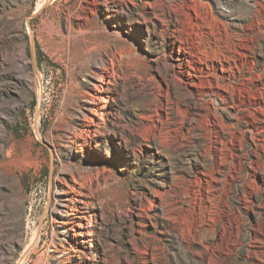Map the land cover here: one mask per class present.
I'll list each match as a JSON object with an SVG mask.
<instances>
[{"label":"rangeland","instance_id":"rangeland-1","mask_svg":"<svg viewBox=\"0 0 264 264\" xmlns=\"http://www.w3.org/2000/svg\"><path fill=\"white\" fill-rule=\"evenodd\" d=\"M128 1L0 0V264H71L50 210L57 176H71L86 194L90 264H264V0ZM197 16L204 29L191 37ZM209 45L207 58L223 60V101L203 92L208 74L197 72ZM104 55L115 71L105 121L91 133L95 149L66 147L75 129L89 134V79ZM181 55L190 59L186 77H197L194 99L212 105L233 133L222 155L242 147L241 163L225 161L220 183L210 185L196 237L191 213L168 207L192 183L201 199L196 162L214 137L203 112L191 120L209 137L196 131L192 140L179 93L163 87L164 63L180 72ZM202 166L212 176L210 152ZM161 174L170 190L152 207ZM215 229L222 237L212 253Z\"/></svg>","mask_w":264,"mask_h":264},{"label":"bare ground","instance_id":"bare-ground-1","mask_svg":"<svg viewBox=\"0 0 264 264\" xmlns=\"http://www.w3.org/2000/svg\"><path fill=\"white\" fill-rule=\"evenodd\" d=\"M80 1V0H79ZM88 1V0H85ZM96 1V0H94ZM106 1V0H105ZM108 1V0H107ZM114 1V0H113ZM123 1V0H122ZM128 1V0H127ZM173 1V0H172ZM129 2V1H128ZM188 2V1H187ZM86 3V2H85ZM88 3V2H87ZM90 3V2H89ZM125 3V2H124ZM80 4V3H79ZM92 4V2H91ZM174 4V3H173ZM180 4V3H179ZM178 4V5H179ZM185 4V3H184ZM87 5V4H86ZM176 5V4H175ZM177 5V6H178ZM183 5V4H182ZM181 5V6H182ZM188 5V3H187ZM186 6V5H185ZM191 6V5H190ZM99 7V6H98ZM180 7V6H179ZM92 8V7H91ZM181 8V7H180ZM83 9V8H82ZM86 9V8H85ZM88 10V9H87ZM92 10V9H91ZM95 10V9H94ZM191 10V9H190ZM189 10V11H190ZM179 11V10H178ZM184 11V10H183ZM187 11V10H186ZM198 11V9H197ZM196 11V12H197ZM202 11V10H201ZM203 14V12H201ZM87 12V11H86ZM91 12V11H90ZM89 12V13H90ZM148 12V11H147ZM85 13V12H84ZM197 14L196 15H200L201 14ZM91 14V13H90ZM192 13H190L191 15ZM183 15V14H182ZM188 15V16H190ZM193 15V14H192ZM83 16V15H82ZM185 16V15H184ZM203 17V16H202ZM80 18V17H79ZM191 18V17H190ZM201 18V17H200ZM84 19V18H83ZM189 20V19H188ZM193 20V19H192ZM191 21V20H189ZM203 21V19H202ZM193 22V21H192ZM189 23V22H188ZM188 25V24H187ZM202 23L201 20L199 19V16H197V18H195V21L193 22V26L191 29V33L192 36L191 37H197L200 35V32H202V30L204 29L202 27ZM205 25V24H204ZM205 27V26H204ZM190 28V27H189ZM203 28V29H202ZM188 31V32H189ZM187 32V33H188ZM204 33V31H203ZM202 33V34H203ZM191 35V34H190ZM189 35V37H190ZM204 35V34H203ZM201 36V35H200ZM206 36V35H205ZM204 36V37H205ZM210 36V34L208 35ZM222 36V34H221ZM203 37V36H202ZM223 37V36H222ZM221 37V38H222ZM171 38V37H170ZM210 38V37H209ZM214 38V37H213ZM191 39V38H190ZM196 39V38H195ZM202 39V38H201ZM223 39V38H222ZM221 39V40H222ZM212 40V39H211ZM214 40V39H213ZM197 42V41H196ZM216 42V40H215ZM172 43V42H171ZM205 43V42H204ZM176 44V43H175ZM209 44V43H208ZM214 44V43H213ZM181 45V44H180ZM182 46V45H181ZM205 46V45H204ZM210 46V45H209ZM208 46V47H209ZM207 47V46H206ZM203 48V47H202ZM244 48V47H243ZM204 49V48H203ZM216 49V48H215ZM175 50L176 47L173 46V52L175 54ZM214 49H212V45L206 50L205 49V60L202 63V65H198L196 67L197 68V72L203 76V74L205 73L208 76V79L206 80V82H202L203 84V92L204 93H210V94H214L216 96H220L222 98V101L224 99H226L228 97V93L227 91H225L222 88V85L220 86L218 83V78L216 75V73L219 71V69L221 70L222 68V63H219L217 61H215V58L213 56L214 59H210L207 58V56L209 57L210 53L213 51ZM217 50V49H216ZM216 50L214 52H216ZM245 50V48H244ZM117 51V50H116ZM114 51V52H116ZM182 51V50H181ZM185 51V50H184ZM202 49H201V53H202ZM228 51V50H226ZM17 52V51H16ZM21 52V51H20ZM188 52V51H187ZM238 52V51H237ZM241 52V51H240ZM244 52V51H243ZM11 53V52H9ZM121 53V52H120ZM119 51L117 54H119ZM178 53H180V50H178ZM12 57L15 60H18L19 57H21L22 55L18 53H11ZM217 54V53H216ZM242 54V53H241ZM109 55V54H108ZM108 55H104L102 57V64H95L94 66V73L93 76L89 79V83L92 86V90H91V96H92V104L93 106L90 105V107H88L87 109H85V113L84 115V119L83 121V125L82 127H87L89 130V134L85 137L84 136V128L80 129L79 127V132L77 134L76 133V129L74 130L75 132H70L69 136L67 138H70L69 141L66 143V147H70V146H87L89 151H94L95 147L93 148V142H96L95 135H91V133H96L98 132V130L101 128L102 122L105 121V111L106 108L109 105V96H104V94L107 92L108 88L110 86H112V82L110 81V74L114 73L115 71V67L113 66L112 68H110L109 62L111 61ZM116 56V54H114ZM225 55V54H224ZM11 56V55H10ZM183 56V55H181ZM204 56V55H203ZM212 56V55H211ZM117 57V56H116ZM173 57V56H171ZM202 57V56H201ZM218 57V56H217ZM23 58V57H22ZM21 58V59H22ZM121 58V57H120ZM226 58V56H225ZM244 58V57H243ZM179 59V58H178ZM192 59V58H191ZM203 59V58H202ZM217 59V58H216ZM219 59V58H218ZM223 59V58H222ZM12 60V59H11ZM110 60V61H109ZM171 60V59H170ZM189 58L187 56H183L182 58H180V60L178 62H180L179 68L181 69L180 72H178V70H176V67L174 66H169L168 64L164 63V71H163V76L162 79L165 80V82L163 83V87L165 88V90L167 92H170L171 90H177V92L179 93V99H180V103L181 105H183L185 107V111L187 112L188 116L190 117V120L186 119L185 120V124L190 126L189 128L185 129V131L187 130L189 136L193 137L192 140H194L198 134L200 133L201 137H204V139H207L208 136V132L205 130V127L202 125H196L195 123H193V120H191L194 117H199L201 116V114L203 112H206V117L208 119V122L211 125L210 131L213 133V145H211L212 147H208L207 145H203V149L199 152V160L197 159L196 162V168L198 169V182L202 185V189H201V194L202 197L199 200L198 196H197V186L193 185L192 183V187H190L188 190H186L185 192H183L176 200L175 204H173L172 206L174 208H170L168 207L169 210V214L173 211H175L176 215H180V214H184L185 212H189V215L191 213V217L193 218V227L191 228L193 230V234L192 235H196L198 234V232H200L204 226H203V222H202V217L200 216L201 214V209L202 208V204L208 206L209 203V199L211 197V191L209 190L210 185H218V183H220V177L221 174L225 168V165L228 162H233L236 158L237 160V164L241 163V159L239 160L238 155L240 152V149L242 147H237L236 149V153L237 155H235L234 157H232L231 155L228 157V159H226L222 154V151H224L223 147H225L224 145L227 143L226 139L231 138L232 139V134L229 131H227L224 128V124H222V121L219 117H217L218 115L216 114V109L212 106V105H207L208 108L205 109V107H203L204 105H201V103L196 102V100L194 99V89L197 86V83L195 81V79L197 77H186L187 75H185L184 71L182 69L183 65L186 64L187 62H189ZM225 60V59H224ZM113 61V60H112ZM111 61V63L113 64V62ZM192 61V60H191ZM223 61V60H221ZM228 61V60H227ZM242 61V60H241ZM14 62V61H13ZM16 62V61H15ZM158 62V61H157ZM161 62V61H160ZM231 62V61H230ZM163 63V62H162ZM229 63V61L227 62ZM232 63V62H231ZM20 64V63H19ZM115 64V63H114ZM190 64V63H189ZM193 64V62H192ZM196 64V63H195ZM221 66H220V65ZM234 64V63H233ZM232 65V64H231ZM112 66V65H111ZM186 66V65H185ZM188 66V65H187ZM192 66V65H191ZM194 66V65H193ZM156 67V66H155ZM224 67V66H223ZM234 67V66H233ZM232 67V68H233ZM236 67V66H235ZM195 68V67H194ZM228 68V67H227ZM231 68V66H230ZM187 70V69H186ZM193 70V69H192ZM223 70V69H222ZM221 70V73H222ZM230 70V69H229ZM227 71V70H225ZM231 72V71H230ZM229 72V73H230ZM234 72V71H233ZM177 73H180L181 76H183V80H179L176 76ZM228 73V72H227ZM197 74V73H196ZM236 74V73H235ZM193 75V74H192ZM199 75V77H200ZM216 75V77H215ZM221 75V74H220ZM223 75V74H222ZM234 75V74H233ZM114 76V75H113ZM191 76V75H189ZM204 77V76H203ZM230 77V76H229ZM195 78V79H194ZM227 79V77H226ZM230 80V79H229ZM159 85V84H158ZM225 85V84H224ZM227 85V84H226ZM225 85V86H226ZM101 86V89L99 90V87ZM229 86V85H228ZM158 87V86H157ZM162 87V86H160ZM202 87V86H199ZM229 88V87H228ZM227 88V89H228ZM226 89V87H225ZM232 89V88H231ZM235 89V88H234ZM239 90V89H237ZM163 91V90H162ZM163 91V92H166ZM236 91V90H235ZM240 93V92H239ZM164 94V93H163ZM162 94V95H163ZM167 94V93H165ZM196 94V93H195ZM169 95V94H167ZM240 95V94H239ZM198 97V96H196ZM195 97V98H196ZM240 97V96H239ZM238 97V98H239ZM237 98V97H236ZM166 99V98H165ZM169 99V98H168ZM89 100V99H88ZM199 100V99H197ZM91 103V102H90ZM236 103V102H235ZM84 105V104H83ZM222 108V107H221ZM184 111V113H185ZM83 112V111H82ZM107 114V113H106ZM181 114V113H180ZM185 113V115H187ZM184 115V114H182ZM187 117V116H186ZM185 118V116H183V119ZM184 123V122H183ZM200 123V122H199ZM201 124V123H200ZM206 125V124H205ZM224 125V126H223ZM185 126V125H184ZM187 126V127H188ZM183 127V126H182ZM228 129V128H227ZM61 131V130H60ZM64 131V130H63ZM73 131V130H72ZM196 131L199 132L198 134H196ZM66 132V131H65ZM67 133V132H66ZM183 133V132H181ZM180 133V134H181ZM184 134V133H183ZM181 134V135H183ZM188 134L186 135L188 137ZM197 135V136H196ZM235 136V135H234ZM209 137V136H208ZM98 138V137H97ZM183 138V137H182ZM63 139V138H62ZM66 139V138H65ZM230 139V140H231ZM234 141V140H233ZM232 142V141H231ZM230 144H234V142H232ZM99 144V143H98ZM229 143H227L228 145ZM229 147V146H228ZM10 150V149H9ZM9 152V151H8ZM208 152L211 153V165L213 166V174L212 176L208 175L206 173V171L204 170V166H202V162H205L208 160ZM95 153V152H94ZM91 154V153H90ZM229 154V153H228ZM234 155V153L232 154ZM222 156L225 158L223 159ZM228 156V155H227ZM7 161V160H6ZM5 161V162H6ZM10 163V162H9ZM8 163V164H9ZM6 164V163H4ZM230 164V163H228ZM166 167V166H165ZM234 167V166H233ZM237 167V166H236ZM161 169V168H160ZM225 171V170H224ZM224 173V172H223ZM71 177V176H70ZM61 177L59 178L58 176L52 181V185H51V199L55 201V205L53 206L51 210V213L53 214V220L54 223L56 225L57 228V233H58V237L59 240H61V242L65 243V249L70 253V260H71V264H90L91 262L89 261V259H87L85 257L88 249L90 248V244H92V239H93V235L89 229V226L87 224H84L87 220H88V214L85 211V208L87 206V202H86V194L83 192L82 190V186L72 177ZM161 181L159 184V189L155 190L153 192V199L151 201V205L153 207L154 205V201L155 200H163V197H165L169 190L170 187L167 184V178L165 174H161ZM172 178V177H171ZM156 180V179H155ZM170 181V180H169ZM195 183V181H194ZM171 186V185H170ZM197 190V191H196ZM86 191V190H85ZM150 192V191H149ZM149 195V194H148ZM54 203V202H53ZM151 207V208H152ZM167 207V205H166ZM166 207L163 209L166 212ZM206 208V207H205ZM168 214V213H167ZM166 216V214H165ZM163 216V217H165ZM186 216V215H185ZM189 217V216H188ZM201 217V219L199 218ZM181 218V217H180ZM184 219V218H183ZM214 231V229H213ZM224 232V230H223ZM192 236V238L194 237ZM197 236V235H196ZM195 236V237H196ZM224 236V235H223ZM194 237V238H195ZM221 237H222V233L220 230L215 229V235L214 237H212V241L206 246L207 250L209 252L214 251V249H216L219 245H220V241H221ZM193 238V239H194ZM231 240V239H230ZM233 243V242H232ZM63 245V244H62ZM64 248V247H63ZM66 251V252H67ZM58 252V251H57ZM65 252V251H64ZM65 252V253H66ZM54 253V252H53ZM63 253V251L61 252ZM64 255V253H63ZM66 256V255H65ZM69 256V255H68ZM63 257V256H62ZM59 258V257H58ZM66 259V258H65ZM60 261V260H59ZM68 261V260H67ZM63 262V261H61ZM65 263V262H64Z\"/></svg>","mask_w":264,"mask_h":264}]
</instances>
